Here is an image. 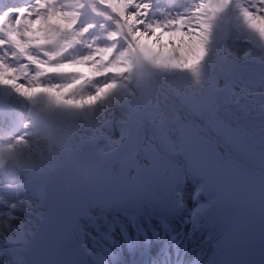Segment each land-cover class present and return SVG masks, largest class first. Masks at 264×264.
<instances>
[{"label": "snow or ice", "instance_id": "1", "mask_svg": "<svg viewBox=\"0 0 264 264\" xmlns=\"http://www.w3.org/2000/svg\"><path fill=\"white\" fill-rule=\"evenodd\" d=\"M184 215L264 264V0H0V264H181Z\"/></svg>", "mask_w": 264, "mask_h": 264}, {"label": "rangeland", "instance_id": "2", "mask_svg": "<svg viewBox=\"0 0 264 264\" xmlns=\"http://www.w3.org/2000/svg\"><path fill=\"white\" fill-rule=\"evenodd\" d=\"M188 223L191 224L190 222H188ZM215 244H216V242L214 243L213 248L215 247Z\"/></svg>", "mask_w": 264, "mask_h": 264}]
</instances>
